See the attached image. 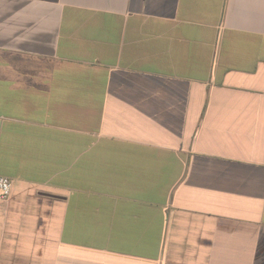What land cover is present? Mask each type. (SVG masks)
Returning a JSON list of instances; mask_svg holds the SVG:
<instances>
[{
    "label": "crops",
    "instance_id": "crops-1",
    "mask_svg": "<svg viewBox=\"0 0 264 264\" xmlns=\"http://www.w3.org/2000/svg\"><path fill=\"white\" fill-rule=\"evenodd\" d=\"M0 264H264V0H0Z\"/></svg>",
    "mask_w": 264,
    "mask_h": 264
},
{
    "label": "built area",
    "instance_id": "built-area-1",
    "mask_svg": "<svg viewBox=\"0 0 264 264\" xmlns=\"http://www.w3.org/2000/svg\"><path fill=\"white\" fill-rule=\"evenodd\" d=\"M12 187V181L3 175H0V197L7 199L10 196Z\"/></svg>",
    "mask_w": 264,
    "mask_h": 264
}]
</instances>
